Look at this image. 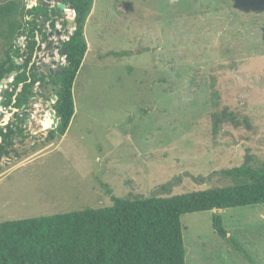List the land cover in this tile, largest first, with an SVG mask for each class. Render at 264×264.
<instances>
[{"label": "rangeland", "instance_id": "1", "mask_svg": "<svg viewBox=\"0 0 264 264\" xmlns=\"http://www.w3.org/2000/svg\"><path fill=\"white\" fill-rule=\"evenodd\" d=\"M9 1L37 0H0ZM66 18H55L63 40L72 33L60 25ZM84 37L65 136L47 142L50 129L41 131L54 105L44 85L16 112L33 119L0 162V224L111 207L112 197L227 187L230 179L208 177L247 160L264 167V0H92ZM18 41L23 48L25 38ZM57 46L49 36L34 59L45 75L66 63ZM5 50L0 36V61ZM121 52L129 54L114 55ZM5 80L0 93L13 77ZM225 109L250 127L223 124L214 134L213 115ZM13 114L0 106L1 125L16 124ZM181 223L187 264H264V204L187 214Z\"/></svg>", "mask_w": 264, "mask_h": 264}, {"label": "trees", "instance_id": "2", "mask_svg": "<svg viewBox=\"0 0 264 264\" xmlns=\"http://www.w3.org/2000/svg\"><path fill=\"white\" fill-rule=\"evenodd\" d=\"M65 4L74 14L75 32L60 44L66 50L65 65L58 68V73L45 75L34 59L48 41V36L41 38L43 27L49 24L56 30L57 21L41 5L29 9L16 1L0 2V36L6 44L0 61V85L13 74L11 84L0 93V106L10 113L21 111L37 95V84L53 85L52 96L57 97L53 109L59 124L48 130L47 142L64 137L70 127L75 116L73 87L88 52L84 31L92 0H65ZM42 16L45 23L39 27ZM22 37L23 48L17 44ZM59 54L65 58L62 50ZM13 117L16 124L2 126L0 122V156L25 135L26 122L22 123L17 113ZM45 121L48 129L49 115ZM223 124L250 127L247 116L227 109L213 115V133L217 134ZM217 174L230 179L233 185L171 197H112L111 207L1 223L0 264H187L182 216L264 204V167L253 166L247 160L240 167L213 172L208 179ZM215 227L221 237L226 236L219 219Z\"/></svg>", "mask_w": 264, "mask_h": 264}, {"label": "water", "instance_id": "3", "mask_svg": "<svg viewBox=\"0 0 264 264\" xmlns=\"http://www.w3.org/2000/svg\"><path fill=\"white\" fill-rule=\"evenodd\" d=\"M38 1L39 0H37L33 6H31V7L29 6L28 8L29 9H33V8L41 5V6H43L44 8L47 9L46 13H48V14L50 13L49 15H51L54 18L58 17L57 15H61L63 17L66 14L67 15V18H66L67 26L66 27H67L68 30H72L71 35L74 34V32H75V20L70 18V16L74 15V14H73V12L71 10V7H69V6H67L65 4V0H40V2H38ZM51 10L53 11L52 13H51ZM62 17H60V18H62ZM62 22H63V19L61 20V23H60L61 26H62V24H64V22L63 23ZM44 23H45V17L42 18V20H41V22L39 24V27H42V25ZM43 31H44L45 34L41 38H45L46 36H48V37L49 36L50 37H54L55 36L56 38H58L59 44H61L64 41H68L69 40V39H64L63 40V32L61 30H59L58 28H56V30H54V31H48L47 27L44 26L43 27ZM47 31H48V33H46ZM17 43H19V41ZM56 50L57 51L62 50V55L65 57L64 59L66 60V50L65 49H61L60 46H57ZM50 58L55 59L56 58V54H51ZM52 65L53 66L57 65L55 60H53V64ZM50 70L52 71V69H50ZM11 77H13V74H11L9 76H6L5 79H9ZM5 79L3 80V83L6 82ZM3 88H4V86L0 85V90H2ZM37 95L40 96L41 93H37ZM52 100H54V104H55V102L57 100V97L56 96H52ZM48 104L52 105V103H48ZM25 109H26V106L22 107L21 111H24ZM18 111L19 110H17V109L13 110L14 113H16ZM47 115H49L51 120L53 121V123L50 125L49 129L50 130L56 129L58 124H59V119L56 117L55 110L53 108L49 109L47 114L45 113V114L42 115V118L45 119L47 117ZM32 119H33V115L30 112H28V113L24 114V116L20 117L21 122L23 123L25 121L27 124L31 123ZM46 130L47 129L43 128L41 131L45 132ZM27 133L29 134L30 132H27ZM8 153H9V151H6L5 155H8ZM24 154H26V151L24 152ZM14 158L18 159L19 155L18 154L14 155ZM2 159H3V156H0V162L2 161ZM7 162H11V161L7 160ZM215 212L218 214L220 212V210H215Z\"/></svg>", "mask_w": 264, "mask_h": 264}, {"label": "flooded vegetation", "instance_id": "4", "mask_svg": "<svg viewBox=\"0 0 264 264\" xmlns=\"http://www.w3.org/2000/svg\"><path fill=\"white\" fill-rule=\"evenodd\" d=\"M38 2H40V0L38 1ZM53 11L51 10V13H52ZM43 17V16H42ZM58 71V69L56 70V71H54V72H57ZM53 71H51V70H49V74H53L54 73ZM58 73V72H57ZM47 81H49V79L47 80ZM40 89H42V86L40 85V87H39ZM44 91L45 92H48L47 90L48 89H50V90H54V86L53 85H51V84H49L48 86H44Z\"/></svg>", "mask_w": 264, "mask_h": 264}, {"label": "bare ground", "instance_id": "5", "mask_svg": "<svg viewBox=\"0 0 264 264\" xmlns=\"http://www.w3.org/2000/svg\"><path fill=\"white\" fill-rule=\"evenodd\" d=\"M45 129H46V124H45Z\"/></svg>", "mask_w": 264, "mask_h": 264}, {"label": "built area", "instance_id": "6", "mask_svg": "<svg viewBox=\"0 0 264 264\" xmlns=\"http://www.w3.org/2000/svg\"><path fill=\"white\" fill-rule=\"evenodd\" d=\"M70 17H72V15Z\"/></svg>", "mask_w": 264, "mask_h": 264}, {"label": "crops", "instance_id": "7", "mask_svg": "<svg viewBox=\"0 0 264 264\" xmlns=\"http://www.w3.org/2000/svg\"><path fill=\"white\" fill-rule=\"evenodd\" d=\"M38 38V37H37Z\"/></svg>", "mask_w": 264, "mask_h": 264}]
</instances>
